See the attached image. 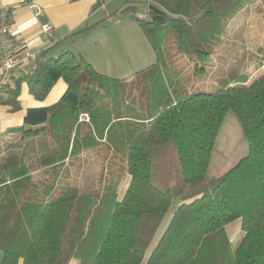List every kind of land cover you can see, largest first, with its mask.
I'll use <instances>...</instances> for the list:
<instances>
[{
  "label": "trees",
  "instance_id": "16d2710c",
  "mask_svg": "<svg viewBox=\"0 0 264 264\" xmlns=\"http://www.w3.org/2000/svg\"><path fill=\"white\" fill-rule=\"evenodd\" d=\"M243 1L147 0L141 16L134 4L119 10L143 29L157 57V30L148 26L166 24L177 51L194 62V72H202L209 60L203 46L223 33ZM48 52L35 57L33 72L12 76L0 98L15 111L21 83L36 100L59 79L67 85L55 106L27 108L23 124L7 131L22 133L26 141L0 162V264H69L74 258L79 264H141L174 199L178 205L144 264H264V74L251 81L238 75L213 92L165 78L156 92L152 84L145 89L150 106L139 112L115 104L106 119L102 97L108 92L100 74L68 50L56 57ZM228 111L237 117L248 151L208 179L214 141ZM94 148L104 152L107 167L110 148L123 158L115 173L101 176L102 185L77 191L60 187L59 177L53 180L51 173ZM33 164L41 167L38 180ZM237 219L243 236L229 259L200 261L206 240L218 241L215 235Z\"/></svg>",
  "mask_w": 264,
  "mask_h": 264
},
{
  "label": "rangeland",
  "instance_id": "374dc122",
  "mask_svg": "<svg viewBox=\"0 0 264 264\" xmlns=\"http://www.w3.org/2000/svg\"><path fill=\"white\" fill-rule=\"evenodd\" d=\"M133 4L136 5V11L141 15L147 8V0H112L108 8L118 7L120 9ZM128 14V11H119L116 17L113 18L116 20L108 24L110 30L127 29L129 25L132 28H138L139 26L134 21L129 20ZM224 24L223 33L203 46L209 53V60L203 65L204 70L202 72H194V62L177 51L170 27L166 24L162 26L149 25L148 27H155L157 30L155 38L159 55L152 58V52H150V60L155 65L148 67L144 72L137 73L134 80L130 82L123 83L121 80L115 81L101 75L98 78L99 82L105 84L104 89L108 92L107 97H102L103 110L107 115L106 119L112 117L111 113L116 111V106L124 110L128 105L130 107L134 106L136 111L145 109L148 105L150 106V103H147L144 99L149 96L144 95L146 94L145 89H148L149 85L152 84V88L156 92L160 85L165 84V78L177 80V83L184 84L185 88L213 92L221 88L226 81L236 80L238 75L248 76V81H251L253 78L264 74V0L243 1L238 10ZM130 33V30L125 31L124 35ZM132 36L133 34L130 37ZM138 37L142 43H145V36H143L141 30H138ZM140 47H143V44H140ZM112 104L114 110H112ZM115 104L117 105L115 106ZM129 109L127 108V110ZM23 136L22 133H14L13 136L0 141V162L7 150L13 149L15 145L25 143L26 140L22 142ZM247 149V142L237 117L232 111L226 112L214 141L205 175L206 178L212 179L222 175L247 154ZM108 156L110 162L107 167L103 158L104 152L94 148L79 159L70 160L66 166L67 169L51 173L53 180H57L59 177L60 187L62 185H72L77 191L92 190L104 183L101 176L105 174V171L108 175L109 172L115 173L116 169L122 167L123 158L119 149L110 148ZM111 165H114V167L111 168ZM31 171L38 180L41 167L33 164ZM126 186L127 177L118 187L119 196H121ZM177 205L178 201L174 199L149 244L141 264L145 263L148 254L168 225ZM242 236L240 221L237 219L230 222L221 229L219 234L215 235L218 241L206 240V244L202 248L203 257L199 260L206 263L212 258L227 257L229 259V251H233L239 245ZM79 262L78 258H74L69 264H79Z\"/></svg>",
  "mask_w": 264,
  "mask_h": 264
},
{
  "label": "crops",
  "instance_id": "0c3cea01",
  "mask_svg": "<svg viewBox=\"0 0 264 264\" xmlns=\"http://www.w3.org/2000/svg\"><path fill=\"white\" fill-rule=\"evenodd\" d=\"M96 0H0V5H6L10 10V33L14 39L17 51L37 57L42 51L57 56L68 50L76 57L87 61L91 68L101 76L121 82L133 81L135 75L144 72L150 66L156 55L143 29L139 27L110 30L109 22L119 13V8H108L112 0H103L99 6H94ZM31 4L41 8L35 16ZM111 9V10H110ZM121 9V8H120ZM141 16V13H138ZM49 23L52 26V37H47L40 31V25ZM84 31L73 34L78 30ZM130 34L124 35L125 31ZM138 30L145 36V43L138 37ZM135 31V38H134ZM131 34H133L132 37ZM143 44V47H140ZM150 52L152 55L150 57ZM19 76V73H13ZM66 83L57 80L44 99L36 100L28 91L25 82L20 85L18 102L20 108L12 111L11 106L0 103V141L13 136L7 133L11 128L23 124L27 108H52L62 98ZM188 90V89H187ZM5 95L3 92L0 96ZM123 193V192H122ZM18 264H23L19 260Z\"/></svg>",
  "mask_w": 264,
  "mask_h": 264
},
{
  "label": "built area",
  "instance_id": "2783aa9c",
  "mask_svg": "<svg viewBox=\"0 0 264 264\" xmlns=\"http://www.w3.org/2000/svg\"><path fill=\"white\" fill-rule=\"evenodd\" d=\"M34 15L41 12L36 4L29 6ZM40 31L47 37H52V26L49 23L40 25ZM36 68L35 57L17 51L14 39L10 33V10L6 5H0V96L10 84L13 73L26 75Z\"/></svg>",
  "mask_w": 264,
  "mask_h": 264
}]
</instances>
